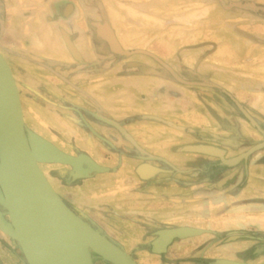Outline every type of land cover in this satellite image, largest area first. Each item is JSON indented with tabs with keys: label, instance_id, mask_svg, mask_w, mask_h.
I'll list each match as a JSON object with an SVG mask.
<instances>
[{
	"label": "crops",
	"instance_id": "obj_1",
	"mask_svg": "<svg viewBox=\"0 0 264 264\" xmlns=\"http://www.w3.org/2000/svg\"><path fill=\"white\" fill-rule=\"evenodd\" d=\"M215 1L230 17L220 19H225L220 33L191 35L189 41L199 48L190 59L179 49L173 54L177 65L170 50L152 41L138 51L121 48L106 0L103 15L99 9L95 16L86 14L84 0H53L50 8L35 0H11L17 10L7 16L2 41L18 40L24 50L19 55L25 58L19 60L24 74L18 79L23 97L35 80L44 97L42 90H51L52 103L58 96L80 97L90 122H111L128 136L119 123L130 133L143 158L130 207L149 223L138 221V228H230L264 247V147L232 164L191 149L214 145L231 159L264 141V0ZM179 19L192 21L186 15ZM108 41L117 51L107 49ZM203 42L215 47L203 50ZM32 57L47 66L34 71ZM145 163L147 176L141 174ZM3 227L0 264H24L18 254L8 255L15 247ZM164 233L155 239L164 242Z\"/></svg>",
	"mask_w": 264,
	"mask_h": 264
},
{
	"label": "rangeland",
	"instance_id": "obj_2",
	"mask_svg": "<svg viewBox=\"0 0 264 264\" xmlns=\"http://www.w3.org/2000/svg\"><path fill=\"white\" fill-rule=\"evenodd\" d=\"M10 1L0 0V48L13 63L16 77L19 79L25 69L19 63V60L25 59L19 57L24 50L19 47L18 40L7 39L6 43L2 41L7 16L17 10V4L13 5ZM35 2L37 4L41 2L42 6L47 8L54 4L53 0ZM104 2L105 0H84L86 14L89 12L92 16L98 15L100 9L103 15ZM106 3L108 19L117 20L116 36L121 48L138 51L142 48L137 46L147 45V42L152 41L156 48L170 50L172 55L178 54V50L182 49L183 56L186 54L187 59L192 58L190 53L199 48L189 41L191 35L195 32L220 33L222 23L225 22V19L222 21L220 19L230 17V13L227 14L221 7L223 5L219 6L215 0H106ZM184 15L191 18V23L180 21L179 17ZM163 18L170 20L167 25L155 23L162 22ZM148 22L151 25H148ZM210 43L203 42L200 48L203 50L214 48L215 46H211ZM107 49L117 51L115 42L108 41ZM32 58L33 61L37 60L34 61L36 63H32L34 71L36 66L39 69L47 66L42 58ZM171 62L177 65L174 55ZM48 64H52V61ZM33 82L32 88L24 89L23 97L29 126L68 152L74 154L86 152L102 164L114 167L98 172L92 176L95 179L75 176L72 174V166L61 162L44 161L42 162L44 170L76 212L121 244L139 264H213L207 260L222 257L264 261V253L257 256L250 254L251 251L264 250L263 246L259 247L253 238H244L242 233L231 234L230 228H202V232L174 240L168 236L164 242H159L155 238L168 228H138V221L142 225L149 223L148 218L138 215L136 211L133 212L130 207L132 194H136L138 165L143 160L135 149V143L128 136L121 134V130L111 122L104 123L102 120L90 122L88 119L90 114L86 111L88 106L80 97L73 99L58 96V103H52V98L49 97V94L53 96L51 90L47 87L43 89L42 92L48 95V98L44 97L35 87L37 82L35 80ZM61 100L64 102L63 105L59 104ZM142 198L146 200V195H142ZM0 212L4 218L3 220L0 218V228L3 226L9 228L7 230L10 235L9 241L15 247V251L8 255L16 253L24 260L22 262L27 264L12 232L3 199L0 200ZM234 236L238 238L231 239ZM94 259L96 264H114L98 251H94Z\"/></svg>",
	"mask_w": 264,
	"mask_h": 264
},
{
	"label": "water",
	"instance_id": "obj_3",
	"mask_svg": "<svg viewBox=\"0 0 264 264\" xmlns=\"http://www.w3.org/2000/svg\"><path fill=\"white\" fill-rule=\"evenodd\" d=\"M117 123V122H116ZM128 136L130 133L117 123ZM260 141L243 153L228 159L221 147L201 144L193 150L214 154L227 163H237L258 148ZM35 148L41 150L37 155ZM72 166V174L92 177L111 170L89 153L74 154L29 126L21 88L13 65L0 48V196L12 232L27 264H96L98 251L114 264H139L121 244L84 219L57 190L42 162ZM142 165L141 174L147 176ZM152 166V165H151ZM154 169H160L153 167ZM182 226L165 230L171 240L202 232ZM213 264H264L235 258L207 260Z\"/></svg>",
	"mask_w": 264,
	"mask_h": 264
},
{
	"label": "flooded vegetation",
	"instance_id": "obj_4",
	"mask_svg": "<svg viewBox=\"0 0 264 264\" xmlns=\"http://www.w3.org/2000/svg\"><path fill=\"white\" fill-rule=\"evenodd\" d=\"M35 151H36L37 155L40 156V154H41V150L38 149V148H35ZM1 199H3L2 196H0V200H1ZM66 201H67V200H66Z\"/></svg>",
	"mask_w": 264,
	"mask_h": 264
},
{
	"label": "trees",
	"instance_id": "obj_5",
	"mask_svg": "<svg viewBox=\"0 0 264 264\" xmlns=\"http://www.w3.org/2000/svg\"><path fill=\"white\" fill-rule=\"evenodd\" d=\"M223 1H225V0H223ZM253 10H255V8H254V6L253 7H251Z\"/></svg>",
	"mask_w": 264,
	"mask_h": 264
},
{
	"label": "bare ground",
	"instance_id": "obj_6",
	"mask_svg": "<svg viewBox=\"0 0 264 264\" xmlns=\"http://www.w3.org/2000/svg\"><path fill=\"white\" fill-rule=\"evenodd\" d=\"M149 170H150V168H149Z\"/></svg>",
	"mask_w": 264,
	"mask_h": 264
}]
</instances>
